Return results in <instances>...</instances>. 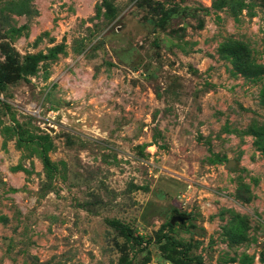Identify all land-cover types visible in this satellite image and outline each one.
Masks as SVG:
<instances>
[{
  "label": "rangeland",
  "instance_id": "obj_1",
  "mask_svg": "<svg viewBox=\"0 0 264 264\" xmlns=\"http://www.w3.org/2000/svg\"><path fill=\"white\" fill-rule=\"evenodd\" d=\"M0 264H264V0H0Z\"/></svg>",
  "mask_w": 264,
  "mask_h": 264
},
{
  "label": "water",
  "instance_id": "obj_2",
  "mask_svg": "<svg viewBox=\"0 0 264 264\" xmlns=\"http://www.w3.org/2000/svg\"><path fill=\"white\" fill-rule=\"evenodd\" d=\"M178 219H179L178 217H173V219H172V222H171V223H172V224H174V223H175V221H176V220H178Z\"/></svg>",
  "mask_w": 264,
  "mask_h": 264
},
{
  "label": "built area",
  "instance_id": "obj_3",
  "mask_svg": "<svg viewBox=\"0 0 264 264\" xmlns=\"http://www.w3.org/2000/svg\"><path fill=\"white\" fill-rule=\"evenodd\" d=\"M54 118V117H53Z\"/></svg>",
  "mask_w": 264,
  "mask_h": 264
}]
</instances>
